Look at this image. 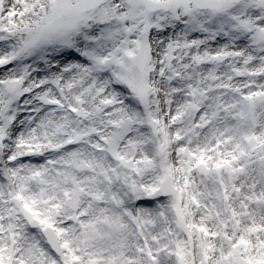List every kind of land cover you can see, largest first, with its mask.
Masks as SVG:
<instances>
[{"label":"snow or ice","instance_id":"6c2138e0","mask_svg":"<svg viewBox=\"0 0 264 264\" xmlns=\"http://www.w3.org/2000/svg\"><path fill=\"white\" fill-rule=\"evenodd\" d=\"M0 264H264V0H0Z\"/></svg>","mask_w":264,"mask_h":264}]
</instances>
